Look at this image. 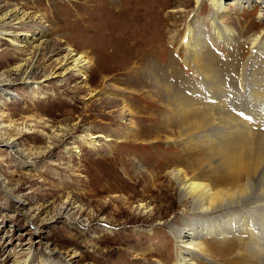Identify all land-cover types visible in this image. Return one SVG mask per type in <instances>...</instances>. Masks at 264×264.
Here are the masks:
<instances>
[{
	"label": "rangeland",
	"instance_id": "rangeland-1",
	"mask_svg": "<svg viewBox=\"0 0 264 264\" xmlns=\"http://www.w3.org/2000/svg\"><path fill=\"white\" fill-rule=\"evenodd\" d=\"M222 2L228 45L209 37L207 0H0V264H174L181 252L168 227L193 218L162 159L193 160L198 149L167 141V106L142 64L225 108L236 66L248 89L253 76L264 80V49L249 41H264V8ZM195 11L224 70L222 95L183 62ZM68 48L90 58L84 73L67 69Z\"/></svg>",
	"mask_w": 264,
	"mask_h": 264
},
{
	"label": "bare ground",
	"instance_id": "bare-ground-1",
	"mask_svg": "<svg viewBox=\"0 0 264 264\" xmlns=\"http://www.w3.org/2000/svg\"><path fill=\"white\" fill-rule=\"evenodd\" d=\"M194 1L196 6L202 2ZM207 1L211 8L207 21L212 36L208 35L228 45L232 30L221 21L228 8L222 0ZM229 2L235 7L248 2L264 8V0ZM197 11L190 24L187 23L181 42L183 62H191L194 70L204 73L212 95H222L219 86L222 81L218 80L224 70L221 72L222 69L215 65L216 55L205 46L210 38L206 35L208 31L202 30L204 26ZM249 41L252 48L264 49V41H260L258 35ZM63 58L65 63H71L67 69L75 76L91 65L85 53H76L70 48ZM169 67L173 69L170 64ZM161 69L155 61L148 60L142 64L141 73L167 106L162 122L172 124L165 129L166 139L183 143L186 152L191 147L198 149V156L193 160L182 158L184 153L164 163L162 159V164L171 163L163 174L173 182L183 211H189L193 218L183 217L181 226L168 227L181 252L174 264H196L195 259L202 257L214 259L218 264H264V80L253 76L248 89L242 68L236 66L235 86L226 92L230 105L227 103L225 108L221 103L207 104L187 95L184 88L170 84L168 75L160 73ZM33 83L37 85L38 82ZM231 92H236V97L230 95ZM237 109L242 110L238 112ZM75 147L77 151L78 145ZM155 171L149 174L150 180L156 179L159 170Z\"/></svg>",
	"mask_w": 264,
	"mask_h": 264
}]
</instances>
